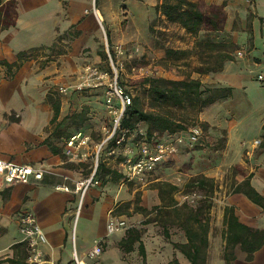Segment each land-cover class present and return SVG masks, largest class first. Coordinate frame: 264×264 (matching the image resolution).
Instances as JSON below:
<instances>
[{"label":"crops","instance_id":"crops-1","mask_svg":"<svg viewBox=\"0 0 264 264\" xmlns=\"http://www.w3.org/2000/svg\"><path fill=\"white\" fill-rule=\"evenodd\" d=\"M10 1L14 4L8 6ZM195 1L203 9L220 6L226 16L223 30L200 32L199 35L209 33L210 37L236 46L237 55L224 63L222 71L199 78L208 86L232 88L230 98L205 108L199 113V120L212 130L225 131L228 151L236 152L238 145L243 149L241 153L246 151L247 161L236 160L225 169L237 166L234 185L247 180L264 197V149L260 147L261 152L256 155L253 144L242 145L247 138L253 137L249 133L252 115L256 114L254 127L258 129L254 135L259 136L255 140L261 142L264 126V98L256 104L253 95L255 90L264 92V84L256 80L257 74H264V0ZM161 2L163 0L1 1V5H5L4 11L10 13L3 19L14 25L0 30V60L15 63L19 52H27L30 58L12 78H8L6 69L0 66V159L40 168L44 173L40 180L31 176L27 184L8 186L0 181V264L25 262L27 252L17 221L24 211L35 214L47 239L42 247L44 257L54 264H73V234L81 255L94 241H100L103 264H191L184 251L174 247V244L189 245L184 220H180L183 233L179 240L166 231L161 233L154 226L156 222L148 220L150 212L147 208L144 216L135 210L132 203L135 190L131 191L130 182L113 181L101 174L95 176L100 184L90 187L80 198L74 191L75 184L88 178L93 171L89 146L82 150L87 152V159L78 163L70 161L66 147L63 148L69 139L51 138L53 132L73 137L83 132L91 135L99 128L100 118L91 112L103 108L102 101L82 100L75 95L59 96L54 91L76 84L85 64L101 67L105 60V41L111 45L122 44L126 50L148 48L153 52L160 51L159 54L164 56L163 49L152 47L153 29L168 32L176 27L177 35L181 37H176L173 43L181 49L187 47L186 38L182 37L192 35L156 11ZM238 52L242 55L238 56ZM48 96L60 103V113L54 124L51 123L54 113ZM86 107L91 112L85 114L82 129L75 131L68 118L75 112H86ZM59 122L62 123L57 128ZM88 122L96 127L90 129ZM66 126L68 128L64 130ZM48 138L52 145L62 149L60 153L50 150L45 143ZM103 164L112 170L113 163L104 159ZM218 169H214L216 175L210 178L215 183L219 179ZM160 181H164L163 178L157 177L147 184L160 185L163 183ZM57 186L69 190H59ZM218 195L216 191L212 198L214 204L208 221H202L208 224V243L202 246L204 264H264V245L253 253L251 260H247V253L240 244L228 246L224 239L225 208H232L241 224L264 230V207L243 193L232 191ZM112 216L124 218L130 229L139 233L131 249L120 246L128 236L126 230L107 234V223Z\"/></svg>","mask_w":264,"mask_h":264},{"label":"rangeland","instance_id":"rangeland-1","mask_svg":"<svg viewBox=\"0 0 264 264\" xmlns=\"http://www.w3.org/2000/svg\"><path fill=\"white\" fill-rule=\"evenodd\" d=\"M160 24L161 23L156 25L160 26ZM177 34L176 27L170 29L168 32L162 31V29L158 28L153 29L154 44H152V47H154V49H163L164 56L159 54L160 51L153 52L148 48L142 51L139 48L126 50L124 46L120 44L125 53L121 57L123 61V68L119 71L118 81L124 88H126V90L131 92L133 98L139 97L141 99L145 110H152L149 107L150 97L147 92L148 85L144 83L145 80L151 77L183 79L186 74L193 71L195 66L199 65L200 54L203 58L207 56V50L197 49L196 42L200 40L204 41L206 39L224 42L217 40L215 37H210L209 33L198 35L195 39L193 36H183V39L186 38L184 42L187 47L185 49H181L180 45L173 43V40L176 37H181V35ZM168 42L171 43L168 44ZM114 46L115 44L111 45L105 41L104 48L106 58L100 67L101 69L109 70L107 50L113 54L112 49ZM166 48H172L174 50H187L188 53L180 60H166ZM227 50L231 51L230 54L234 57L237 56L236 49L229 50L227 48ZM129 55H131V57H129ZM191 77L200 78L201 76L192 73ZM74 85L64 87L67 88L66 94L60 93L58 91L59 88H57L54 93L59 96L75 95L82 100L102 101L101 103L103 104V108L100 107L98 111L94 110L91 112L89 107H86L88 108L86 113L94 112L95 114H98L100 118L99 128L97 127L90 135L89 150L91 155H89V158H91L93 162V146L102 138L101 127L109 122V118L104 107V93L103 90H77ZM253 95L257 100L256 104L264 98V92L257 90L254 91ZM166 111L171 113V118L174 122H176V124L188 126L191 129H200L201 137L204 141L203 145H196L192 148H183L182 151L172 157H169L150 174H146L141 179L131 181L130 188L131 191L135 190L132 202L135 204V207L140 206L147 208L150 212L148 220L156 222L154 226L158 228V231L161 233L166 231L169 235H172L173 239L179 240L180 235L183 233L182 228H180V220H184V225H192L194 228H196L197 225L191 220L193 214L198 215L202 221H208L209 214L211 213V209L214 204L212 200L214 193L217 191V193H219L218 196H224L228 193H232L233 191L234 173L238 171V169L235 165H232L228 169H225V166H228V164L234 163L239 159L247 161V156L245 154L246 151L241 153L243 149L240 145L237 146V151H240L239 153L237 151L234 152V150L233 152L228 151V149H226L227 138L225 131L220 129H210L206 123L199 120V112L191 108L181 109L171 107L166 109ZM251 117L252 119L250 120L251 126L249 128V133L253 135V137L247 138V141L244 142V144L242 143L243 146L247 145V147L252 146L255 138L259 137L258 135H254L258 130L256 126L254 127V123L256 124V114ZM67 125L72 126L71 123H68ZM88 125H90V129H94L96 127L92 125L91 122H88ZM67 128L68 127L66 126L64 130ZM138 128L141 132H145L146 125L141 123L138 125ZM81 135H85V133L83 132ZM64 147H67L66 143H64L63 148ZM107 152L108 150L105 149L103 154L100 155V163H102L103 159H105V162H115L114 157L112 155H108ZM260 152V146L256 147L254 154L258 155ZM217 167L220 168L218 169L219 174L217 173V175H219V179L217 180V183L213 182L212 187L208 184L203 188H196V186H193L190 182L193 178L198 176L212 178L211 176L216 175L215 170ZM157 177L163 178L164 181L160 182L176 186L177 190L173 191L170 187L166 185H159V183L147 184L150 180ZM160 186L161 193H159ZM193 195L195 196L192 197V199L181 203V198L183 196ZM142 216H144L143 213Z\"/></svg>","mask_w":264,"mask_h":264},{"label":"trees","instance_id":"trees-1","mask_svg":"<svg viewBox=\"0 0 264 264\" xmlns=\"http://www.w3.org/2000/svg\"><path fill=\"white\" fill-rule=\"evenodd\" d=\"M0 0V30L6 29L13 23H6L5 19L10 14L8 10L4 11L5 5H1ZM14 2H8V6L13 5ZM156 11L164 15L168 22L177 23L186 30L187 33L193 37H197L200 32H219L223 30L226 16L220 6L211 5L203 9L195 0H163L156 6ZM224 41V40H221ZM197 49H206L207 56L203 58L200 54V63L193 68L191 73L185 75L183 79H168L163 77H151L144 81L148 85V95L150 97L149 107L152 110H145L139 97L133 98L132 104L128 106L122 118V128L128 129L139 137L140 133L146 136L147 140H160L165 133L176 134L178 132H187L191 128L188 126L176 124L171 118V113L166 111L171 108H191L197 112H202L211 104L226 100L232 95V88L230 87H216L208 86L202 83L199 78H192L191 74L195 73L198 76L215 74L222 71L224 63L233 60L231 49H236V46L224 42L212 41L210 39L200 40L196 42ZM187 50H174L172 48L165 49L166 60H180L187 54ZM30 58L27 52H19L17 54V61L15 63H8L5 60H0V66L6 69V76L12 78L15 72L20 68L22 63ZM106 58V55H105ZM48 101L53 109V118L51 123L54 124L60 113L59 100H55L52 96H48ZM166 111V112H165ZM85 110L79 113H73L68 119L72 121L75 126V131H79L80 127L85 122ZM62 122L57 124V128ZM145 124V132H141L138 128L139 124ZM205 125V124H203ZM206 126V125H205ZM135 138V140L137 139ZM51 138L58 140H67L71 138V134H62L53 132ZM45 143L54 153H60L61 148H56L52 145V141L48 138ZM114 147V143L110 142L106 150ZM260 147L264 149V126H262V136ZM104 160V159H103ZM102 163H98L95 176H109L113 181L122 179V174L112 171ZM196 188H203L208 184L212 187L214 180L205 176H198L190 181ZM173 191L177 187L171 184L162 183ZM161 193V186L159 188ZM233 193H243L252 202L264 207V197L260 196L251 186L249 181H244L240 184L234 185ZM137 212L145 213L147 210L143 207H135ZM191 220L197 224V228L192 225H184L185 235L187 237L188 246H181L174 244L175 248H180L186 254L191 264H204L202 258V246H205L207 241L208 224L203 223L198 215L192 216ZM224 224L226 229L224 232V239L226 244L235 245L240 244L241 249L246 251L247 260H251L253 253L264 245V230H254L241 224L233 213L232 208H225L224 210ZM127 238L120 244L121 248L125 250L131 249L134 241L138 240L139 233L134 229L127 230Z\"/></svg>","mask_w":264,"mask_h":264},{"label":"built area","instance_id":"built-area-1","mask_svg":"<svg viewBox=\"0 0 264 264\" xmlns=\"http://www.w3.org/2000/svg\"><path fill=\"white\" fill-rule=\"evenodd\" d=\"M111 54L107 50V59L109 70L101 69L92 64H85L82 73L78 77L74 87L77 90L91 89L103 90L104 107L109 118L108 124L101 127L102 138L94 145L95 153L93 157L92 174L75 184L74 191L80 194L82 198L85 192L94 186L100 184L95 178L96 169L99 163V157L103 154L105 148L110 142L114 147L108 150L107 154L114 157L115 162L110 168L113 171L122 174V180L131 182L135 179H141L146 174H150L169 157L178 154L184 147L192 148L202 146L203 140L201 130L193 128L187 132H178L176 134L165 133L160 140H147L146 136L122 128V118L128 106L132 104L133 95L126 90L118 81L119 71L123 68L122 56L125 51L120 44L112 49ZM242 53L238 52V56ZM131 57V55H129ZM114 58V59H113ZM257 82L264 84V74L256 75ZM60 93L66 94L67 88L60 87ZM137 139L135 140V138ZM167 138V139H166ZM90 135H81L71 137L66 145V154L70 161L83 162L87 159V152L82 150L89 146ZM255 147L260 145V140L253 142ZM44 170L33 168L28 165H18L13 162L0 159V181L12 186L18 183H28L30 177L40 180ZM56 189L68 191L65 186H57ZM193 196H183L181 203H184ZM18 229L22 235V242L26 247L27 256L23 264H54L44 257L42 247L47 243L45 234L37 223L36 216L31 211L22 212L18 218ZM130 228L128 222L121 217L112 216L107 223V234L127 231ZM103 247L100 241H94L87 251L81 255L78 253L75 236L72 238V263L73 264H103Z\"/></svg>","mask_w":264,"mask_h":264}]
</instances>
